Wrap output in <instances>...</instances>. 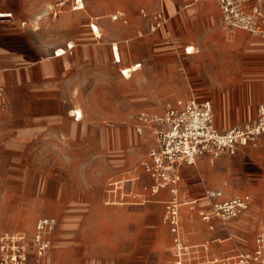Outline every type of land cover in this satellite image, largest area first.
I'll use <instances>...</instances> for the list:
<instances>
[{"label":"rangeland","instance_id":"1","mask_svg":"<svg viewBox=\"0 0 264 264\" xmlns=\"http://www.w3.org/2000/svg\"><path fill=\"white\" fill-rule=\"evenodd\" d=\"M57 1L0 0V13L5 15L12 13L11 16L0 17V28L13 30L12 26L1 25L7 23L16 25L17 30L25 33V36L17 39L20 42L30 40L33 45L35 44L36 57L46 56L50 52L55 55L56 50L66 49L67 44L74 45V48L63 56H68L72 62H76L74 67L77 66L75 69L77 72L74 77H78L79 83V93L77 91L76 97L80 101L77 109L81 108L80 110L84 112L82 120L102 121L104 125L110 127L125 123L130 127L140 111L162 110L174 103L188 88V82L176 57L169 49L166 33H149V15L152 18L159 8L158 4L155 8L148 9L141 5L136 8L135 5L125 3V0H85L86 9L72 11L66 5L54 17L53 11ZM142 8L146 9L147 17L140 16ZM117 11L126 13L127 23L112 20V15ZM92 15L103 17L102 28L99 31L101 37L94 36L93 52L78 51L74 38L84 41L86 36L81 33L73 36L74 28H70V24L60 25V18L73 16L74 20L71 22L75 24V29H83ZM175 20L176 16L171 22L174 24ZM179 21L178 30L175 25L178 38L185 36L196 42L202 40L199 33L202 27L200 19H193L189 29L183 28L182 19ZM169 22L170 19L167 24ZM141 30L142 36L138 34ZM113 41H121L129 50L128 60L142 63V67H139L129 79L122 77L119 67L109 59L110 43ZM225 43H233L231 60L237 65V73L233 77H224V80L235 81L233 83L225 81L217 93V100L212 101L217 123L224 120L227 110H231L232 113L241 111L243 114L247 111L251 98L249 87L253 81L259 82L264 91L263 49L247 39L235 43L227 38ZM223 61L225 62V59ZM0 84L1 96L5 90V82L1 76ZM226 99L228 101H225ZM225 102L229 103V109ZM261 104L264 102L256 105L250 119L247 113L246 118L239 124L256 119L257 109ZM4 121L5 118L0 117V125L4 124ZM142 144L145 146L143 140ZM141 146L135 145L131 149L136 152L135 162L143 155L140 151ZM40 150L36 146L6 148L0 145V173L20 169L23 165L27 166V163L32 168L31 171L35 172L38 169V161L43 159ZM56 155L64 160L55 165L58 170L90 174L94 166L97 174L105 171L102 161L89 155L85 148L55 149L50 158ZM23 159L25 164L21 162ZM201 159L205 160V164L200 166L198 163ZM196 161L197 163L191 165L189 169L186 198L183 201H193L192 199L204 195L206 189L217 187L224 190L226 198H232L238 193H250L253 197L251 206L262 214L264 133L253 143L241 146L234 155L223 154L216 159L202 157ZM30 182L28 197L32 200L38 196V180ZM205 186L207 187L204 188ZM84 207L85 211L67 213V218L65 217L66 220H78V227H68L67 224L63 226L59 220L48 254V264H175L174 243L167 226L161 221L160 211L138 206L106 205L103 200ZM253 207L246 211L252 213ZM201 211L205 214L212 213L209 208ZM201 211H198L195 202L182 206L181 220L185 243L196 245L198 249H202V245L206 244L208 249L216 253L213 257H208L205 254L201 255L202 251L199 250L196 264H219L218 261L211 259L224 255L234 240L239 243L248 237L236 240L237 238L222 234L223 222L218 217L213 220L214 229H210L202 220ZM40 216L35 218L32 228ZM227 225V228L239 226L231 222ZM29 231L30 234L33 229Z\"/></svg>","mask_w":264,"mask_h":264},{"label":"crops","instance_id":"2","mask_svg":"<svg viewBox=\"0 0 264 264\" xmlns=\"http://www.w3.org/2000/svg\"><path fill=\"white\" fill-rule=\"evenodd\" d=\"M83 2V9H86L85 0ZM125 3L135 5L136 8H139V5L146 6L148 9L155 8L158 4L159 8L156 11L162 9L166 17L170 19L169 24L166 22L161 27L152 30L153 18L149 15L148 28L149 33H166L169 49L176 57L184 78L188 82V88L177 99L195 95L201 100L216 101L217 93H219L220 87L224 86L225 81L227 83L235 81L234 79L224 80V77H233L237 73V65L231 60L233 43H225L227 38L235 43L247 39L264 51L263 38L244 30H226L222 26L221 10L217 0H125ZM66 5L72 11L83 10L73 9V1L67 2ZM141 15L143 18L148 16L145 8L141 9ZM175 16L176 20L173 24L171 19H175ZM102 18L100 15L90 16L83 29H75V24L71 22L74 20L73 16H62L59 23L60 25L64 23V26L70 24V28H74L73 36L79 33L85 35L84 41L74 38L76 47L78 51L86 50L91 53L90 51L94 50V36H96L91 29V23L98 26L97 34H101L99 31L102 28ZM181 19L184 29L190 28L193 19H200L202 27L199 33L202 35V40L196 42L185 36L178 38L176 29H179V20ZM112 20H122L127 23L128 16L124 11H117L112 15ZM4 25L12 26L13 30L0 28V76L5 82L4 93L0 96V117H4L6 120L4 124L0 125V145L6 148L36 146L41 149L43 159L38 161V169L35 172L31 171L32 168L27 163V166L23 165L20 169L0 173V233L5 231L29 233V230L34 229V227L32 228L34 220L39 215H41L40 217L56 218L63 226L67 224L68 227H78V220H66L67 213L85 211L84 205H92L99 200H103L106 205H129L160 211L162 221L164 203L169 199L170 194L165 190L156 195L145 193L140 185L147 179L134 183V193L127 195L125 202L116 200L108 191V183L111 179L134 175L133 172L137 173L141 170L140 161L145 157L149 148L155 144L152 129L147 127L142 134H138L135 128V119L130 127L125 123L110 127L104 125L102 121L82 120L84 112L81 119H75L73 111L78 110L77 104L80 102L76 97L77 91L79 93L78 77H74L77 72L75 70L77 66L74 67L76 62H72L71 58L63 56L64 54L53 55V52L46 56L36 57L35 44L33 45L30 40L20 42L17 39L20 36H25V33L17 30L16 25L7 23L1 26ZM138 34L142 36V30ZM125 42L128 46L127 41ZM112 43L119 45L120 63L114 62L111 51ZM190 46L193 47L192 52L186 53L185 48ZM128 54L129 50L121 41L110 43L109 59L119 69L141 63L128 60ZM249 89L251 98L244 114L241 111L232 113L231 110H227L224 120H219L218 123L214 117L215 125L219 130L224 131L239 124L246 118L247 113L250 119L256 105L264 102V91L259 82L253 81ZM227 98L229 99V97ZM83 105L86 107L84 102ZM225 105L229 109V103L225 102ZM142 140L145 146L142 144ZM140 144L142 145L140 151L143 152V155L135 162L136 152L131 149ZM241 146L243 145H240L238 150ZM62 148L87 149L89 155L102 161L104 173H95L94 166L91 175L77 171L58 170L55 165L64 162V160L57 155L50 158V154L52 156L55 149ZM202 157L211 158L208 155ZM24 160L21 162L24 163ZM71 160L70 158L69 161L71 162ZM204 164V159L198 163L200 166ZM190 167L191 165L184 166L181 170L182 200L186 198V184H188ZM36 179L38 180V196L36 199L30 200L28 197L30 181ZM213 189H219L223 194L225 193L223 189L217 187ZM224 189L227 191V188L224 187ZM246 194L252 197L250 193H238L234 196ZM143 197H147V199L144 200ZM202 197L203 195L189 201L196 203L198 211L209 208L207 202L199 203ZM157 203L162 205H154ZM252 203L253 197L251 205ZM251 205L250 207H253ZM246 210L229 221L239 226L227 228L228 225L223 223L221 233L237 238L236 240L244 237H248V239L239 243L234 240L231 242V248L224 255L214 257L211 259L212 261L217 262V260L239 251H248L254 248L264 208L261 215L255 207H253L252 213H248ZM25 219L27 222H24ZM214 219L216 218L213 216L210 221L202 220L210 229H214ZM61 249L63 250V248ZM200 250L202 251L201 255L205 254L208 257L216 255L211 249H208L206 244L202 245ZM31 263H33L32 259Z\"/></svg>","mask_w":264,"mask_h":264},{"label":"built area","instance_id":"3","mask_svg":"<svg viewBox=\"0 0 264 264\" xmlns=\"http://www.w3.org/2000/svg\"><path fill=\"white\" fill-rule=\"evenodd\" d=\"M69 1H73V9L84 8L83 0H58L53 11L54 17ZM217 2L221 10V23L226 30H244L264 39V0H217ZM152 18V30L168 21L162 9L156 11ZM91 29L96 37H101V34L96 33L97 25L91 23ZM66 47L63 50H56L55 55L61 56L71 51L74 45L67 44ZM192 50L193 47L185 48L186 53H191ZM111 51L114 62L120 63L118 43L111 44ZM135 67L138 69L141 63L119 70L121 75L128 79L136 71H131ZM73 114L75 119L82 118L78 110H74ZM135 120L138 134H142L147 127L152 129L155 144L140 161L141 170L133 172L134 175L111 179L108 191L116 200L125 202L126 196L134 193V183L143 179H147L140 185L145 193L156 195L162 190L167 191L170 197L164 203L162 222L168 227L173 238L175 264H196L200 249L196 245L185 243L182 230L180 208L191 202L182 200L181 170L184 166L195 164L202 156L208 155L216 159L223 154L234 155L240 145L253 143L264 133V104L258 107L256 119L234 125L224 131L215 125L212 102L201 100L195 95L177 99L159 111L142 110L136 114ZM143 199L146 200L147 197ZM202 199L207 201L212 211L211 214L201 211L202 219L210 221L214 216L223 223L238 217L250 207L252 201L248 194L225 198L221 190L213 188L206 189ZM57 226L56 218L43 216L37 219L30 234L21 231L1 232L0 264H47ZM217 261L219 264H264V215L252 250L239 251Z\"/></svg>","mask_w":264,"mask_h":264},{"label":"bare ground","instance_id":"4","mask_svg":"<svg viewBox=\"0 0 264 264\" xmlns=\"http://www.w3.org/2000/svg\"><path fill=\"white\" fill-rule=\"evenodd\" d=\"M10 15H12V14H6V15H5V14L0 13V17H6V16H10ZM97 32H98V31H97ZM97 32H96V33H97ZM191 46H192V45H191ZM191 46H190V47H191ZM59 50H63V48H60ZM195 51H196V50H195ZM62 53H63V52H62ZM62 55H63V54H62ZM135 70H137V67L131 69V71H135ZM80 109H81V108H80ZM80 109H78V112H79V114L82 115V114H83V113H82L83 111L80 110ZM82 116H83V115H82ZM196 163H197V162H196ZM206 202H207V201L204 200V199H201V200L199 201V203H201V204L206 203ZM230 221H231V220H230ZM228 222H229V221H227V222L224 223V224H227Z\"/></svg>","mask_w":264,"mask_h":264}]
</instances>
